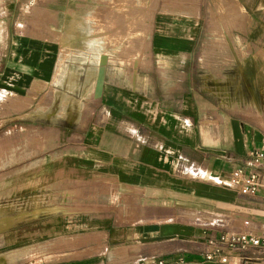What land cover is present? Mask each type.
Returning a JSON list of instances; mask_svg holds the SVG:
<instances>
[{
    "label": "crops",
    "instance_id": "crops-1",
    "mask_svg": "<svg viewBox=\"0 0 264 264\" xmlns=\"http://www.w3.org/2000/svg\"><path fill=\"white\" fill-rule=\"evenodd\" d=\"M72 1L0 0V94L28 113L46 101L51 137L39 181L59 198L46 209L62 210L45 216L50 232L13 246L43 241L41 264H264L258 250L218 242L264 227V190L244 196L224 186L264 146V24L244 27L237 11L235 25L187 28L159 14L150 70L104 83L103 73L69 91L56 71ZM36 7L52 22L27 24ZM87 60L77 64L98 65ZM70 96L92 98L90 122L78 106L68 114ZM207 251L217 260L206 261Z\"/></svg>",
    "mask_w": 264,
    "mask_h": 264
},
{
    "label": "rangeland",
    "instance_id": "rangeland-1",
    "mask_svg": "<svg viewBox=\"0 0 264 264\" xmlns=\"http://www.w3.org/2000/svg\"><path fill=\"white\" fill-rule=\"evenodd\" d=\"M144 4L149 5L147 11L140 9ZM37 10L36 7L32 11L33 18L24 20L27 24L52 22ZM259 10L262 14L264 0L72 1L62 21V51L56 80L64 83L69 91L76 89L78 84L85 91L86 84L92 83L103 73L104 83L108 75H115L116 79L119 74L135 75L140 70H150L149 62L146 63V58H150L148 45L156 30L155 17L159 14H165L169 22L173 19L177 22L185 21L187 28L197 22L204 29L209 25H235L236 19L233 16L241 12L243 15L238 22L248 28L259 24V20L261 25L264 24L262 17L254 18ZM53 22L55 23V19ZM86 33L90 34V40L82 38ZM74 37H79V41L69 43L68 48L63 46L65 41ZM91 54L98 57V65L77 64L84 62L87 57L90 63ZM81 79H85L83 88ZM80 98L66 97L63 105L69 109L68 114H71L70 109L74 112L73 109L78 106V112H83L85 120L90 122L89 101L92 98H82L83 106ZM19 101L18 98L6 94L2 97L0 94V139L3 140V145L0 146V264H41L39 256L43 252V241L37 243L34 239L30 242L26 240L19 243L20 248L17 249L18 244L13 246L11 239L34 234L43 237L51 228L44 226L48 215L62 210L54 209V206L46 209L50 198L55 202L59 198L58 195L45 193L43 183L39 181L43 174L44 146L46 139L51 137V132L46 130L49 125L44 122L43 110L47 103L39 98L35 103L37 107L34 109L32 105V112L28 113V106L16 103ZM52 101L54 102V98ZM70 118L71 116L69 121ZM56 221L54 219L52 223ZM107 262L105 264H116Z\"/></svg>",
    "mask_w": 264,
    "mask_h": 264
},
{
    "label": "built area",
    "instance_id": "built-area-1",
    "mask_svg": "<svg viewBox=\"0 0 264 264\" xmlns=\"http://www.w3.org/2000/svg\"><path fill=\"white\" fill-rule=\"evenodd\" d=\"M224 186L244 196L255 195L258 191L264 190V146L260 150L249 152L244 158L243 166L230 173ZM218 242L228 243L230 248L235 247L238 250L252 248L264 253V227L258 232L252 230L237 235L221 236ZM208 245L212 246L213 243L209 242ZM205 260L212 262L217 259L213 253L207 251ZM218 261L222 264L228 263L226 258Z\"/></svg>",
    "mask_w": 264,
    "mask_h": 264
},
{
    "label": "bare ground",
    "instance_id": "bare-ground-1",
    "mask_svg": "<svg viewBox=\"0 0 264 264\" xmlns=\"http://www.w3.org/2000/svg\"><path fill=\"white\" fill-rule=\"evenodd\" d=\"M231 1H232V2H235V0H234V1L231 0ZM228 3H230V2H228ZM148 6H149V5H148ZM148 6H147V4H144V7H143V8H140V7H139V8H140L141 10H144V11L146 10V11H147V10L149 9V8L147 9ZM139 8H138V9H139ZM226 10H229V9L226 8ZM136 12H137V11H136ZM141 13H142V12H141ZM139 14H140V13H139ZM240 14H241V12H240ZM82 38H84V40H88V39L90 40V34H89V33H88V34L86 33ZM79 39H80L79 37H74L73 39H69V40H67V41H65V42L63 43V46L68 48V47H70V44H73V43L78 42ZM69 43H70V44H69ZM189 215H190V214H189ZM187 218H188V217H187ZM193 218H194V216H193Z\"/></svg>",
    "mask_w": 264,
    "mask_h": 264
}]
</instances>
